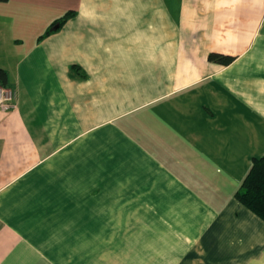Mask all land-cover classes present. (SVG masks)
I'll use <instances>...</instances> for the list:
<instances>
[{
    "label": "crops",
    "instance_id": "obj_1",
    "mask_svg": "<svg viewBox=\"0 0 264 264\" xmlns=\"http://www.w3.org/2000/svg\"><path fill=\"white\" fill-rule=\"evenodd\" d=\"M0 66V264H264V0H8Z\"/></svg>",
    "mask_w": 264,
    "mask_h": 264
},
{
    "label": "trees",
    "instance_id": "obj_2",
    "mask_svg": "<svg viewBox=\"0 0 264 264\" xmlns=\"http://www.w3.org/2000/svg\"><path fill=\"white\" fill-rule=\"evenodd\" d=\"M8 0H0V2H6ZM75 13L73 10L66 11L60 18L52 23L44 33L38 38L47 36L53 31L52 26L55 23L62 25L67 18L73 16ZM210 61L216 62L220 65L230 64L234 57L232 55L211 52L208 55ZM79 70L77 67H75ZM83 75V74H82ZM0 86H8V74L7 71L0 66ZM235 198L255 213L258 217L264 220V154L259 157H253L249 171L243 178L240 188L235 192Z\"/></svg>",
    "mask_w": 264,
    "mask_h": 264
},
{
    "label": "built area",
    "instance_id": "obj_3",
    "mask_svg": "<svg viewBox=\"0 0 264 264\" xmlns=\"http://www.w3.org/2000/svg\"><path fill=\"white\" fill-rule=\"evenodd\" d=\"M0 107L3 110H9L15 107L13 91L3 86H0Z\"/></svg>",
    "mask_w": 264,
    "mask_h": 264
},
{
    "label": "water",
    "instance_id": "obj_4",
    "mask_svg": "<svg viewBox=\"0 0 264 264\" xmlns=\"http://www.w3.org/2000/svg\"><path fill=\"white\" fill-rule=\"evenodd\" d=\"M55 27H57V25H55ZM55 27H54V28H55Z\"/></svg>",
    "mask_w": 264,
    "mask_h": 264
}]
</instances>
